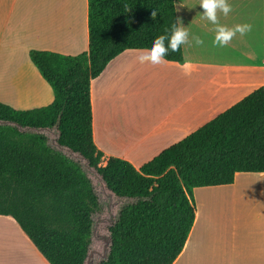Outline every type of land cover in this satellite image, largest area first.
I'll use <instances>...</instances> for the list:
<instances>
[{"label": "trees", "instance_id": "obj_1", "mask_svg": "<svg viewBox=\"0 0 264 264\" xmlns=\"http://www.w3.org/2000/svg\"><path fill=\"white\" fill-rule=\"evenodd\" d=\"M176 1L88 0V52L29 53L54 101L28 110L0 102V216L11 217L49 264H85L99 200L79 164L45 135L19 128H56L61 147L84 158L114 195L134 200L110 228V252L100 264H174L194 226L193 190L264 173V86L140 169L120 158L101 166L91 82L121 53L170 32ZM165 60L183 62V46Z\"/></svg>", "mask_w": 264, "mask_h": 264}, {"label": "crops", "instance_id": "obj_2", "mask_svg": "<svg viewBox=\"0 0 264 264\" xmlns=\"http://www.w3.org/2000/svg\"><path fill=\"white\" fill-rule=\"evenodd\" d=\"M226 2L231 10H218L213 24L201 0L176 1L189 32L183 62L141 63L138 50H127L92 80L93 139L104 166L120 158L140 169L264 86V0ZM217 25L250 29L221 45ZM31 50L88 52V0H0V102L14 109L54 101ZM193 201L194 226L174 264H264V173L196 188Z\"/></svg>", "mask_w": 264, "mask_h": 264}, {"label": "rangeland", "instance_id": "obj_3", "mask_svg": "<svg viewBox=\"0 0 264 264\" xmlns=\"http://www.w3.org/2000/svg\"><path fill=\"white\" fill-rule=\"evenodd\" d=\"M19 129L22 132L45 135L51 148L79 164L92 181L98 196L100 210L93 216L92 244L85 264H100L109 255L107 238L110 237V228L118 221L121 210L133 203L134 200L114 195L107 188L98 171L91 168L84 158L65 147H61L58 144L59 133L56 128L52 130ZM104 163L105 160L102 159L101 166H104ZM0 264L49 263L11 217L0 216Z\"/></svg>", "mask_w": 264, "mask_h": 264}, {"label": "clouds", "instance_id": "obj_4", "mask_svg": "<svg viewBox=\"0 0 264 264\" xmlns=\"http://www.w3.org/2000/svg\"><path fill=\"white\" fill-rule=\"evenodd\" d=\"M200 7L204 10L202 15L213 24L217 22V11H222L225 15L231 10L230 5L226 0H201ZM152 12V16H155ZM250 29V25H236L235 28H226L222 25H217L215 43L221 45L226 44L237 32L243 35ZM196 44H201L203 41L198 36H193ZM189 40V32L187 28L182 26L179 19L171 26L170 32L156 37L151 45L147 48L139 49L137 59L143 63L149 61L152 64H160L164 62L169 51H176L182 44ZM167 42V43H166Z\"/></svg>", "mask_w": 264, "mask_h": 264}, {"label": "water", "instance_id": "obj_5", "mask_svg": "<svg viewBox=\"0 0 264 264\" xmlns=\"http://www.w3.org/2000/svg\"><path fill=\"white\" fill-rule=\"evenodd\" d=\"M30 129H32V128H30ZM33 130H36V129H33ZM92 237H93V229H92ZM111 243H112V239H111V236H110L109 238H107V248H108L109 252H110V248H111Z\"/></svg>", "mask_w": 264, "mask_h": 264}, {"label": "bare ground", "instance_id": "obj_6", "mask_svg": "<svg viewBox=\"0 0 264 264\" xmlns=\"http://www.w3.org/2000/svg\"><path fill=\"white\" fill-rule=\"evenodd\" d=\"M17 72V71H16ZM19 73V72H18ZM16 74V73H15ZM21 74V73H20ZM24 76H26V75H23V77L22 78H24ZM26 78V77H25ZM20 81H21V79H20ZM31 84V83H30Z\"/></svg>", "mask_w": 264, "mask_h": 264}]
</instances>
